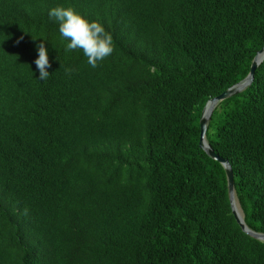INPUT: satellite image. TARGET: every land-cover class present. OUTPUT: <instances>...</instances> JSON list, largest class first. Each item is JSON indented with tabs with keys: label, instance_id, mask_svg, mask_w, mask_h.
<instances>
[{
	"label": "trees",
	"instance_id": "1",
	"mask_svg": "<svg viewBox=\"0 0 264 264\" xmlns=\"http://www.w3.org/2000/svg\"><path fill=\"white\" fill-rule=\"evenodd\" d=\"M57 5L103 23L114 52L93 68L65 51ZM263 46L264 0H0V264H264L200 147L206 103ZM207 138L264 233V61Z\"/></svg>",
	"mask_w": 264,
	"mask_h": 264
},
{
	"label": "clouds",
	"instance_id": "2",
	"mask_svg": "<svg viewBox=\"0 0 264 264\" xmlns=\"http://www.w3.org/2000/svg\"><path fill=\"white\" fill-rule=\"evenodd\" d=\"M48 15L58 22L60 36L66 42L65 51L80 49L91 67H97L99 62L114 52V38L99 20L89 18L72 6L63 5L52 7ZM45 41L37 44L38 55L35 59L39 72L37 78L40 80H46L51 74L49 48Z\"/></svg>",
	"mask_w": 264,
	"mask_h": 264
},
{
	"label": "water",
	"instance_id": "3",
	"mask_svg": "<svg viewBox=\"0 0 264 264\" xmlns=\"http://www.w3.org/2000/svg\"><path fill=\"white\" fill-rule=\"evenodd\" d=\"M262 54H264V46L257 53L255 58L253 59L250 72L244 80H242L239 83L235 84L234 86L228 88L219 96H216V97L209 99V101L206 103V105L203 109L201 118H200V127H201L200 147L203 150H205L209 156H211L213 159L221 162L223 164V166L225 167L226 173H227V178H228L229 196H230V203H231L232 211H233V214H234L236 220L238 221V223L242 227L243 231L246 232L248 235H250V236H252L258 240L264 241V233L263 232H257L255 230L251 229L245 221V216L241 217L239 211L237 210V207L235 204V197L237 198V195H236V191H235L234 171H233L231 163L228 160L220 157L215 152V150L211 147V145L208 141V138H207V132H208L209 124H210V121H211V118H212V115L214 113L215 108L223 100L239 94L240 92L245 90L249 85L252 84L257 68L264 61V55H262ZM240 207H241V205H240Z\"/></svg>",
	"mask_w": 264,
	"mask_h": 264
},
{
	"label": "bare ground",
	"instance_id": "4",
	"mask_svg": "<svg viewBox=\"0 0 264 264\" xmlns=\"http://www.w3.org/2000/svg\"><path fill=\"white\" fill-rule=\"evenodd\" d=\"M262 55H264V54H262ZM235 204H236L237 210L239 211L241 217H244L243 212H242L243 210L240 209V205H239V202H238L236 197H235Z\"/></svg>",
	"mask_w": 264,
	"mask_h": 264
},
{
	"label": "rangeland",
	"instance_id": "5",
	"mask_svg": "<svg viewBox=\"0 0 264 264\" xmlns=\"http://www.w3.org/2000/svg\"><path fill=\"white\" fill-rule=\"evenodd\" d=\"M240 209H241V207H240ZM242 210V209H241ZM243 212V211H242ZM243 215H244V213H243Z\"/></svg>",
	"mask_w": 264,
	"mask_h": 264
}]
</instances>
